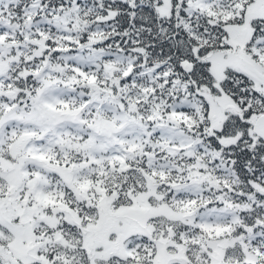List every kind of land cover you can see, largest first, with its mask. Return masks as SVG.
<instances>
[{"label":"snow or ice","instance_id":"snow-or-ice-1","mask_svg":"<svg viewBox=\"0 0 264 264\" xmlns=\"http://www.w3.org/2000/svg\"><path fill=\"white\" fill-rule=\"evenodd\" d=\"M0 264H264V0H0Z\"/></svg>","mask_w":264,"mask_h":264}]
</instances>
